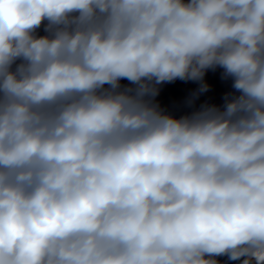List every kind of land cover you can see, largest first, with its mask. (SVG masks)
<instances>
[{
  "label": "clouds",
  "instance_id": "1",
  "mask_svg": "<svg viewBox=\"0 0 264 264\" xmlns=\"http://www.w3.org/2000/svg\"><path fill=\"white\" fill-rule=\"evenodd\" d=\"M218 256L264 264V0H0V264Z\"/></svg>",
  "mask_w": 264,
  "mask_h": 264
}]
</instances>
